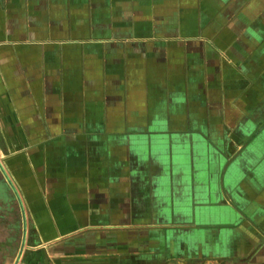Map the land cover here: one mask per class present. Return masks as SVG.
<instances>
[{
    "label": "crops",
    "instance_id": "obj_1",
    "mask_svg": "<svg viewBox=\"0 0 264 264\" xmlns=\"http://www.w3.org/2000/svg\"><path fill=\"white\" fill-rule=\"evenodd\" d=\"M264 264V0H0V264Z\"/></svg>",
    "mask_w": 264,
    "mask_h": 264
},
{
    "label": "built area",
    "instance_id": "obj_2",
    "mask_svg": "<svg viewBox=\"0 0 264 264\" xmlns=\"http://www.w3.org/2000/svg\"><path fill=\"white\" fill-rule=\"evenodd\" d=\"M13 264H30V263H27L25 261H23L20 257V255L15 259L14 263Z\"/></svg>",
    "mask_w": 264,
    "mask_h": 264
},
{
    "label": "rangeland",
    "instance_id": "obj_3",
    "mask_svg": "<svg viewBox=\"0 0 264 264\" xmlns=\"http://www.w3.org/2000/svg\"><path fill=\"white\" fill-rule=\"evenodd\" d=\"M6 264H9V263H6Z\"/></svg>",
    "mask_w": 264,
    "mask_h": 264
}]
</instances>
